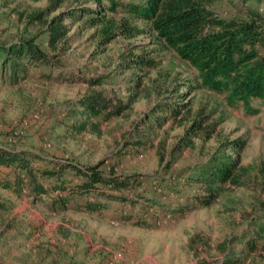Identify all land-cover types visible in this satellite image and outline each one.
I'll return each instance as SVG.
<instances>
[{
    "label": "rangeland",
    "instance_id": "374dc122",
    "mask_svg": "<svg viewBox=\"0 0 264 264\" xmlns=\"http://www.w3.org/2000/svg\"><path fill=\"white\" fill-rule=\"evenodd\" d=\"M199 2L220 18L264 25V0ZM80 7L96 5L0 0V43L33 40L58 63L45 71L50 79L36 68L19 85H0V138L16 133L12 143L0 141V146L34 152L48 163L99 164L105 175L126 180L128 187L110 192L116 199L99 198L105 207L94 214L76 209L52 214L42 203L0 189L6 205L0 210V264H264V241L254 237L253 227L264 210V101H251L256 113L247 114L241 105L228 106L223 95L200 88L195 70L165 46L150 23L123 10L100 15L104 21L95 27L88 20L96 15L65 19L64 41L51 47L49 22ZM105 23L115 34L110 40ZM123 24L143 33L126 37L119 32ZM93 92L128 107L118 117L94 119L95 133L69 132L66 124L78 116L68 115ZM163 103L186 108L162 128H152L142 139L145 145H131L138 141L136 124L169 117L152 113ZM195 121L201 126L192 144L176 150ZM236 141L242 147L230 150ZM217 150L237 159L234 181L214 186L213 202L198 207L194 198L209 189L186 178ZM254 238L258 250L250 252L243 242Z\"/></svg>",
    "mask_w": 264,
    "mask_h": 264
},
{
    "label": "trees",
    "instance_id": "16d2710c",
    "mask_svg": "<svg viewBox=\"0 0 264 264\" xmlns=\"http://www.w3.org/2000/svg\"><path fill=\"white\" fill-rule=\"evenodd\" d=\"M95 8H77L63 12L52 19L48 26L49 45L55 47L63 42L67 28L62 24L65 19L90 17V27L100 25L108 13L123 10L132 17L150 23L151 29L173 50L176 55L189 64L197 73L199 87L223 95L228 106L241 105L247 114H254L250 103L253 100L264 101V25L254 19H224L214 15L199 0H144L140 3L124 0H91ZM44 12L37 13L40 18ZM103 33L107 40L115 37L110 24H104ZM119 32L126 36L142 34L138 28L125 24ZM134 63H143L134 60ZM58 63L40 49L33 40L0 43V85L16 86L31 77V69H44L39 76L50 79L51 72ZM97 85L98 80L87 81ZM77 110L68 115L78 118L67 125L69 132L82 134L95 133L96 120H108L121 115L127 104H113L100 92H93L81 98L76 104ZM185 104L163 103L153 109V114L160 112L168 116L148 118L136 124L137 142L135 147L145 145L143 137L152 133V128H162L170 119H176ZM149 128L139 131L142 125ZM200 122L195 121L180 139L175 149L188 147L197 136ZM144 127V126H143ZM241 141L232 142L229 149L239 151ZM226 150V149H225ZM238 167L237 159L230 154L217 150L205 163L197 165L186 178L188 183L203 184L208 187L207 194L195 197L198 207H208L216 198L212 188L218 184L233 182V172ZM126 180L112 175H105L100 165L81 167L71 162L47 160L31 151H17L0 146V189L9 192L17 199L29 200L32 204L42 203L47 212L55 214L76 209L87 214H94L104 208L99 198L116 199L110 192L127 189ZM79 203L73 206V203ZM6 205L0 202V210ZM254 237L264 241V210L253 222ZM254 239L244 241L250 252L258 250ZM264 248V243L262 245Z\"/></svg>",
    "mask_w": 264,
    "mask_h": 264
},
{
    "label": "built area",
    "instance_id": "2783aa9c",
    "mask_svg": "<svg viewBox=\"0 0 264 264\" xmlns=\"http://www.w3.org/2000/svg\"><path fill=\"white\" fill-rule=\"evenodd\" d=\"M34 118H36V117L34 116ZM14 135H16V133H14ZM14 135H7V136L3 137L2 139L0 138V141H4L5 143L10 144L14 141Z\"/></svg>",
    "mask_w": 264,
    "mask_h": 264
}]
</instances>
